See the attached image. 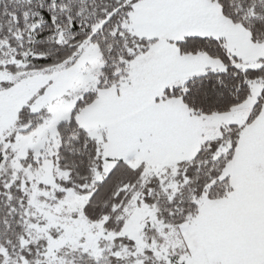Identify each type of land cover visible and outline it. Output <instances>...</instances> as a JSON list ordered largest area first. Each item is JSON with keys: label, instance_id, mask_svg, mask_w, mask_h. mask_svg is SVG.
Listing matches in <instances>:
<instances>
[{"label": "snow or ice", "instance_id": "obj_1", "mask_svg": "<svg viewBox=\"0 0 264 264\" xmlns=\"http://www.w3.org/2000/svg\"><path fill=\"white\" fill-rule=\"evenodd\" d=\"M0 264H264V0H0Z\"/></svg>", "mask_w": 264, "mask_h": 264}]
</instances>
